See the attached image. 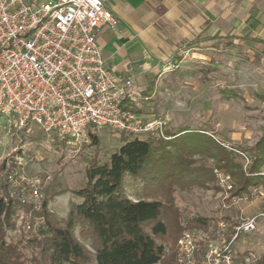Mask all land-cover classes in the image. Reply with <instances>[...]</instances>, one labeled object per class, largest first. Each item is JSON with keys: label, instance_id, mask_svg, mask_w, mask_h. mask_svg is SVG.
<instances>
[{"label": "rangeland", "instance_id": "obj_1", "mask_svg": "<svg viewBox=\"0 0 264 264\" xmlns=\"http://www.w3.org/2000/svg\"><path fill=\"white\" fill-rule=\"evenodd\" d=\"M188 46L185 44L183 52L177 50L178 55L172 61H161L160 68L168 72L167 75L150 76L146 88L153 85V90L147 95H142L140 90V107L135 106L143 119L160 117L166 120L169 128L166 133L176 135L173 142L191 144L189 156L195 161L194 165L212 170L214 174L205 185L174 187L173 206L167 214L170 218L168 235L162 240L166 255L158 264H179L176 245L184 232L180 228L195 217L207 220L206 227L190 230L197 234L201 250L206 242L218 237L232 240L235 264H250L264 252V191L258 188L252 189L250 194L233 195L234 179L218 167L223 162L219 163L218 159L226 158V151L239 150L236 161L247 165L249 154L243 150L251 148L262 136L264 44L252 40L217 39L210 49L203 45L197 49ZM148 52L143 57L150 60ZM152 54L167 59V54L171 53L165 51L161 55L156 49ZM177 58H182V62L175 63ZM12 126V121L0 115V164L15 154L18 159L16 179L39 186L37 204L47 200L48 208L62 220L70 203L78 200L72 191L86 184L89 159L97 156L98 162L108 163L112 153L125 141L135 138L106 127L95 131L90 128L98 136V145H90L88 132L74 144H66L47 136L34 124L21 130ZM262 172L264 174V167ZM1 181L3 173L0 171ZM123 185L125 194L132 199L143 187L140 180L127 175ZM29 218L21 210L7 240L26 244L25 239L36 232L38 225L35 220L27 231ZM251 219H254V229L235 236L236 227ZM220 223L225 224L224 230L220 229ZM75 234L78 235V228ZM82 242L93 252L90 240L82 239ZM24 246L29 256L31 250ZM92 263L93 259L89 264Z\"/></svg>", "mask_w": 264, "mask_h": 264}, {"label": "built area", "instance_id": "obj_2", "mask_svg": "<svg viewBox=\"0 0 264 264\" xmlns=\"http://www.w3.org/2000/svg\"><path fill=\"white\" fill-rule=\"evenodd\" d=\"M117 25L104 0H0V115L17 130L34 124L66 144L104 127L168 140L166 120L143 119L132 109L140 107L133 78L108 67L102 57L97 32ZM16 175H7L13 192L38 209L39 186ZM219 227L224 230L225 224ZM254 227L251 219L236 227L235 236ZM197 239L193 231L182 232L179 264H235L232 240L218 237L201 250Z\"/></svg>", "mask_w": 264, "mask_h": 264}, {"label": "trees", "instance_id": "obj_3", "mask_svg": "<svg viewBox=\"0 0 264 264\" xmlns=\"http://www.w3.org/2000/svg\"><path fill=\"white\" fill-rule=\"evenodd\" d=\"M94 131L89 129L88 135L90 145L96 146L99 140ZM175 138L172 133L168 140L135 137L112 153L108 163H100L93 156L88 161L86 184L72 191L78 200L70 203L63 220L48 208L47 200L38 209L21 202L7 178L10 171H17V157L12 154L5 158L0 164V264H89L91 259L92 264L163 262L166 252L162 240L168 235L167 214L173 206L174 187L205 185L214 177L212 170L194 165L189 156L192 145L177 144ZM243 151L249 154L247 165L236 161L239 150L226 151V160L218 159L219 163L223 161L218 167L234 179L232 191L236 196L250 194L252 189L264 191V129L259 140ZM126 175L143 183L135 199L124 192ZM21 210L29 215L30 226L35 220L38 224L36 232L25 239L24 245L31 250L29 256L21 241L7 240ZM206 225L205 218L195 217L180 229L190 231ZM82 239L90 240L93 252ZM250 264H264V252Z\"/></svg>", "mask_w": 264, "mask_h": 264}, {"label": "crops", "instance_id": "obj_4", "mask_svg": "<svg viewBox=\"0 0 264 264\" xmlns=\"http://www.w3.org/2000/svg\"><path fill=\"white\" fill-rule=\"evenodd\" d=\"M104 1L118 25L101 27L97 45L106 65L131 76L142 95L153 90V85L146 88L150 76L167 75L160 68L161 61H172L185 44H189L187 48L203 45L210 49L215 40L232 37L264 44V0ZM156 49L161 55L165 51L171 54L167 59L153 55ZM147 51L150 60L143 57ZM181 62L182 58L175 59V63Z\"/></svg>", "mask_w": 264, "mask_h": 264}]
</instances>
